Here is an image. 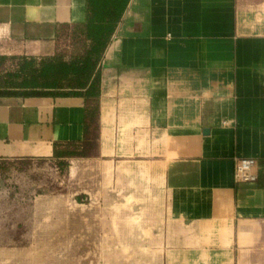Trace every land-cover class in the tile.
I'll use <instances>...</instances> for the list:
<instances>
[{
	"label": "crops",
	"instance_id": "1",
	"mask_svg": "<svg viewBox=\"0 0 264 264\" xmlns=\"http://www.w3.org/2000/svg\"><path fill=\"white\" fill-rule=\"evenodd\" d=\"M85 17L86 0H0V54H54ZM100 74L94 115L79 95H0V159L55 157L91 132L209 248L261 264L264 0H130ZM241 156L256 158V180L236 181Z\"/></svg>",
	"mask_w": 264,
	"mask_h": 264
},
{
	"label": "rangeland",
	"instance_id": "2",
	"mask_svg": "<svg viewBox=\"0 0 264 264\" xmlns=\"http://www.w3.org/2000/svg\"><path fill=\"white\" fill-rule=\"evenodd\" d=\"M60 49L71 52L63 40ZM10 64V62L8 63ZM74 150V149H73ZM0 160V264H248L168 216L123 154ZM263 252V251H262ZM257 255L264 264V252Z\"/></svg>",
	"mask_w": 264,
	"mask_h": 264
},
{
	"label": "trees",
	"instance_id": "3",
	"mask_svg": "<svg viewBox=\"0 0 264 264\" xmlns=\"http://www.w3.org/2000/svg\"><path fill=\"white\" fill-rule=\"evenodd\" d=\"M129 2L86 0L85 20L69 26L57 42L54 54H0V95H79L85 98L94 115L100 96V64ZM64 39L73 43L69 53L60 49ZM94 139L90 132L83 143L59 145L55 157L66 159Z\"/></svg>",
	"mask_w": 264,
	"mask_h": 264
},
{
	"label": "built area",
	"instance_id": "4",
	"mask_svg": "<svg viewBox=\"0 0 264 264\" xmlns=\"http://www.w3.org/2000/svg\"><path fill=\"white\" fill-rule=\"evenodd\" d=\"M257 160L254 157L241 156L235 158L234 176L238 182L254 181L257 179Z\"/></svg>",
	"mask_w": 264,
	"mask_h": 264
}]
</instances>
